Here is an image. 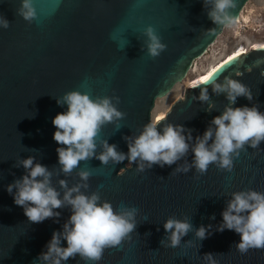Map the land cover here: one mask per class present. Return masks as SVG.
Segmentation results:
<instances>
[{"label":"water","instance_id":"95a60500","mask_svg":"<svg viewBox=\"0 0 264 264\" xmlns=\"http://www.w3.org/2000/svg\"><path fill=\"white\" fill-rule=\"evenodd\" d=\"M247 1L236 0L230 10L233 22ZM20 3L0 0V16L9 22L7 29L0 28V264H38L36 258L52 232L61 230L70 215L68 208L56 209L58 222L31 223L13 203L6 185L25 174L22 166L15 165L29 156L53 171V186L60 191V179L71 187L80 182L77 172L86 169L91 172L87 193H98L114 209H138V224L131 237L118 247L106 248L99 264H207L205 253L213 254L215 264H264V249L241 254L235 248L238 234L215 231L232 192H264V141L258 149L242 150L231 172L209 165L203 175L194 169L175 173L177 166L191 163V152L176 164L153 165L144 172L127 160L102 165L95 158L80 162L68 176L58 169L59 145L52 139L56 130L52 119L66 105L58 106L56 98L69 91L91 98L119 97L117 108L125 116L119 128L116 124L101 127L97 152L101 151L99 141L107 140L117 145V151L127 153L123 137L135 136L153 122L151 111L157 98L181 81L193 59L224 29L208 18L203 0H33L37 15L31 22L17 14ZM149 25L166 45L155 58L147 54L143 35ZM262 71L264 42L241 48L210 79L222 82L223 76H231L241 80L252 90L253 101L239 97L235 106L254 103L264 112ZM201 82L189 85L184 98L171 105L157 126L181 124L193 130V140L202 135L228 102L209 86L216 108L204 111L207 104L193 99L206 86ZM170 217L187 218L193 229L176 248L160 244L166 237L163 223ZM209 224L212 234L198 240L195 229ZM62 246H66L63 241ZM66 264L85 261L77 255Z\"/></svg>","mask_w":264,"mask_h":264},{"label":"clouds","instance_id":"9594fccd","mask_svg":"<svg viewBox=\"0 0 264 264\" xmlns=\"http://www.w3.org/2000/svg\"><path fill=\"white\" fill-rule=\"evenodd\" d=\"M208 18L219 28L233 23L230 10L236 7V0H203ZM17 14L25 21L36 18L33 0H21ZM8 20L0 16V28L7 29ZM147 54L158 57L166 48L152 26L143 32ZM258 66V65H256ZM261 76L264 77V71ZM212 73L203 77L199 95L193 96L204 109L212 112L216 105L209 97V86L214 94H223L227 100L218 116L212 118L202 135L193 140L192 129L181 124L165 123L158 125L149 122L135 136H125L127 153L117 151V145L100 140L101 151L97 152V136L103 125L116 124L125 116L118 110L119 97L104 96L91 98L87 93L69 91L56 98L58 106H65L64 112L52 119L56 129L52 139L59 145L56 149L59 173L68 176L78 169L80 162L95 158L102 165L109 162L136 164L138 172L151 169L153 165L163 168L171 166L192 154L191 163L177 166L175 173H188L194 169L198 174H205L209 165L231 172L234 158L242 150L258 149L264 141V112L256 104L235 106L237 98L244 97L253 101L252 90L239 79L223 76L210 79ZM116 101L114 103L113 101ZM22 166L25 174L6 185L5 190L13 198V203L23 209L24 215L31 223H41L46 219L58 222L60 212L56 209L68 208L70 215L62 229L52 232L45 250L38 254V264H66L69 258L77 255L85 264H99L106 248L118 247L129 239L137 227L138 209L121 207L114 209L109 201H102L98 193H87L91 172L80 169L77 172L79 183L69 187L66 179L58 181V190L53 186V171L36 162L35 157L19 159L15 165ZM83 189V191H82ZM222 221L215 226V231H234L240 239L235 248L241 254L250 249H264V192L253 189L232 192L221 212ZM215 219V216L210 217ZM166 237L160 241L162 247L176 248L190 231L192 224L187 218L170 217L163 223ZM213 225H201L195 229V237L202 241L212 234ZM62 241L66 246H62ZM203 259L207 264H215L212 253H205Z\"/></svg>","mask_w":264,"mask_h":264},{"label":"rangeland","instance_id":"374dc122","mask_svg":"<svg viewBox=\"0 0 264 264\" xmlns=\"http://www.w3.org/2000/svg\"><path fill=\"white\" fill-rule=\"evenodd\" d=\"M240 16V23L233 22L231 25L224 27L221 34L206 51L201 56L193 59L181 81L177 82L165 96L157 98L151 111V120L153 122H156L159 113H163L165 116L174 102L184 98L186 88L190 85L189 83L202 74L209 65L221 60L228 54L229 49L231 50L229 40L232 37L235 38V48L240 44L246 47L248 44L264 42V0H248L240 11ZM242 37L245 38L243 39ZM246 38L248 39V44L244 42Z\"/></svg>","mask_w":264,"mask_h":264},{"label":"bare ground","instance_id":"6f19581e","mask_svg":"<svg viewBox=\"0 0 264 264\" xmlns=\"http://www.w3.org/2000/svg\"><path fill=\"white\" fill-rule=\"evenodd\" d=\"M241 22V16H240V13H239V15L237 16V18H236V20L234 21V23H240ZM242 22H246V21H242ZM237 35V34H236ZM241 37V36H240ZM243 38V37H242ZM245 38V37H244ZM243 38V39H244ZM248 39L246 38V41H244V42H247V44H248V41H247ZM243 41V40H242ZM243 42V43H244ZM250 43V42H249ZM253 44V43H252ZM243 47H245L244 45H239V46H237L236 48H235V50L233 51V52H230V53H228V54H226L225 55V57H223L221 60H218V61H216L215 63H213V64H211V65H209L205 70H204V72L202 73V74H200L193 82H191V83H189L190 85H193V84H195V83H197V82H200V81H202L203 80V77H205V76H207L208 75V73L209 72H211V73H213L216 69H218L221 65H223L228 59H230L236 52H238L241 48H243ZM212 56V55H211ZM215 56H216V54H215ZM217 57V56H216ZM215 57V58H216ZM219 57V56H218ZM213 58V57H212ZM164 116V114L163 113H159L158 115H157V118L158 117H163ZM157 118H156V120H157Z\"/></svg>","mask_w":264,"mask_h":264},{"label":"flooded vegetation","instance_id":"af4514ba","mask_svg":"<svg viewBox=\"0 0 264 264\" xmlns=\"http://www.w3.org/2000/svg\"><path fill=\"white\" fill-rule=\"evenodd\" d=\"M234 39L235 38H231L229 41H230V47H231V50L229 49V52L228 53H230V52H232L233 51V49L235 48V45H236V43L234 42ZM250 49V48H249Z\"/></svg>","mask_w":264,"mask_h":264}]
</instances>
